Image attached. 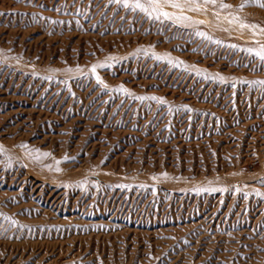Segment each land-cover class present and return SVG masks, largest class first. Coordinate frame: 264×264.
<instances>
[{
  "label": "rangeland",
  "instance_id": "374dc122",
  "mask_svg": "<svg viewBox=\"0 0 264 264\" xmlns=\"http://www.w3.org/2000/svg\"><path fill=\"white\" fill-rule=\"evenodd\" d=\"M262 46L249 0H0V264H264Z\"/></svg>",
  "mask_w": 264,
  "mask_h": 264
},
{
  "label": "snow or ice",
  "instance_id": "6c2138e0",
  "mask_svg": "<svg viewBox=\"0 0 264 264\" xmlns=\"http://www.w3.org/2000/svg\"><path fill=\"white\" fill-rule=\"evenodd\" d=\"M110 2H115L117 4H121L125 8H131L133 10L139 9L141 11L147 12L149 8L156 9V6L159 2V0H147L148 7L145 6V4L141 3L140 0H135L134 3H129V0H110ZM188 3H195L196 0H186ZM205 3H215L216 0H204ZM249 2H255L259 3L261 7H264V0H249ZM178 6V5H174ZM222 7H230L229 5L222 4ZM164 15H167V13H164ZM251 51V49L249 50ZM256 55L260 57L261 60H264V46L261 47V50L256 52ZM93 71H95V68H93ZM99 80V78H97ZM221 80H223V77H220ZM100 83H103L100 81ZM254 83L264 85V81H256ZM106 87V86H105ZM141 99H144L143 97ZM151 99L156 100V97H151ZM164 101L161 100L160 103H163Z\"/></svg>",
  "mask_w": 264,
  "mask_h": 264
}]
</instances>
